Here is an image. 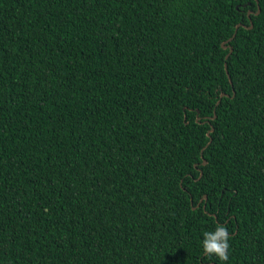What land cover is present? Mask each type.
I'll return each instance as SVG.
<instances>
[{
    "label": "trees",
    "instance_id": "16d2710c",
    "mask_svg": "<svg viewBox=\"0 0 264 264\" xmlns=\"http://www.w3.org/2000/svg\"><path fill=\"white\" fill-rule=\"evenodd\" d=\"M0 264H264V0H0Z\"/></svg>",
    "mask_w": 264,
    "mask_h": 264
},
{
    "label": "clouds",
    "instance_id": "9594fccd",
    "mask_svg": "<svg viewBox=\"0 0 264 264\" xmlns=\"http://www.w3.org/2000/svg\"><path fill=\"white\" fill-rule=\"evenodd\" d=\"M202 248L206 256H215L219 261H228L230 233L226 224L217 222L214 231L203 233Z\"/></svg>",
    "mask_w": 264,
    "mask_h": 264
},
{
    "label": "water",
    "instance_id": "95a60500",
    "mask_svg": "<svg viewBox=\"0 0 264 264\" xmlns=\"http://www.w3.org/2000/svg\"><path fill=\"white\" fill-rule=\"evenodd\" d=\"M257 1V0H256ZM259 12V7H258V9H257V11L255 12L256 14ZM239 25H241V23H238V24H236V26H235V30H234V32H233V34L226 40V41H224V42H222L221 43V46L223 47V48H226L227 46H228V44H226V42L227 41H229V40H231L234 36H235V34H236V30H237V28H238V26ZM252 26V22L250 21V25H249V27H251ZM232 51V47L231 46H229V52H228V54L230 53ZM227 54V55H228ZM225 69H226V65H225ZM225 93H221V95H224ZM215 116V115H214ZM213 116V117H214ZM213 130V127L211 126L210 127V129L207 131V135H209V133H210V131H212ZM210 140H211V138L209 139V141H208V143L210 142ZM206 162V160L205 159H203L202 160V163H205ZM200 173H201V171H200ZM205 197V196H204ZM194 208V207H193Z\"/></svg>",
    "mask_w": 264,
    "mask_h": 264
}]
</instances>
